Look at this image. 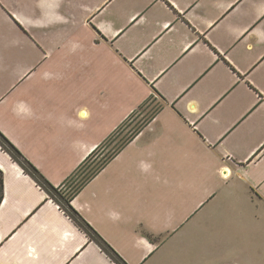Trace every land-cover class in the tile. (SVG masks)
Instances as JSON below:
<instances>
[{
  "label": "crops",
  "instance_id": "0c3cea01",
  "mask_svg": "<svg viewBox=\"0 0 264 264\" xmlns=\"http://www.w3.org/2000/svg\"><path fill=\"white\" fill-rule=\"evenodd\" d=\"M153 96L71 207L126 264H264V0H0V133L51 186ZM0 172V264H115Z\"/></svg>",
  "mask_w": 264,
  "mask_h": 264
},
{
  "label": "trees",
  "instance_id": "16d2710c",
  "mask_svg": "<svg viewBox=\"0 0 264 264\" xmlns=\"http://www.w3.org/2000/svg\"><path fill=\"white\" fill-rule=\"evenodd\" d=\"M151 100H147L131 113L102 143H100L85 160L58 187L51 186L45 178L15 149L0 133V146L9 153L23 172L47 194L55 204L71 219L73 223L93 240L115 264H126L113 249L82 219L71 207L72 200L95 178L137 135L145 129L159 112L160 107L152 113L142 115L141 110ZM142 115V116H141ZM2 174L0 172V187Z\"/></svg>",
  "mask_w": 264,
  "mask_h": 264
},
{
  "label": "rangeland",
  "instance_id": "374dc122",
  "mask_svg": "<svg viewBox=\"0 0 264 264\" xmlns=\"http://www.w3.org/2000/svg\"><path fill=\"white\" fill-rule=\"evenodd\" d=\"M160 104L161 101L159 100V98L157 96H153V98H151V100L143 107V110H141L142 115L146 113H152L155 109H157L160 106ZM0 146H3L1 142H0Z\"/></svg>",
  "mask_w": 264,
  "mask_h": 264
}]
</instances>
